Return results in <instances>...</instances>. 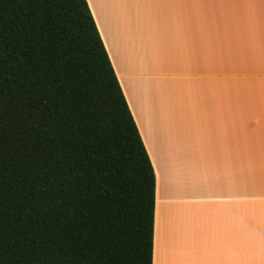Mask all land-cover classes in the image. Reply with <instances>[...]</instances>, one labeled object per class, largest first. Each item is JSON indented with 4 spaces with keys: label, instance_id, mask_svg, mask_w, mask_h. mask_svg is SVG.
I'll use <instances>...</instances> for the list:
<instances>
[{
    "label": "trees",
    "instance_id": "1",
    "mask_svg": "<svg viewBox=\"0 0 264 264\" xmlns=\"http://www.w3.org/2000/svg\"><path fill=\"white\" fill-rule=\"evenodd\" d=\"M155 170L87 0H0V264H153Z\"/></svg>",
    "mask_w": 264,
    "mask_h": 264
},
{
    "label": "crops",
    "instance_id": "2",
    "mask_svg": "<svg viewBox=\"0 0 264 264\" xmlns=\"http://www.w3.org/2000/svg\"><path fill=\"white\" fill-rule=\"evenodd\" d=\"M155 170L153 264H264V0H87Z\"/></svg>",
    "mask_w": 264,
    "mask_h": 264
}]
</instances>
